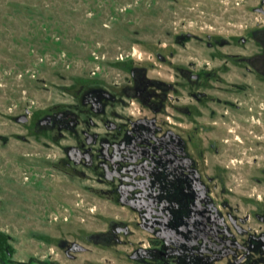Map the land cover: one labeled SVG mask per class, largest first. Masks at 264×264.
<instances>
[{
    "label": "rangeland",
    "instance_id": "1",
    "mask_svg": "<svg viewBox=\"0 0 264 264\" xmlns=\"http://www.w3.org/2000/svg\"><path fill=\"white\" fill-rule=\"evenodd\" d=\"M262 53L264 0H0V133L23 131L10 119L12 102L45 112L58 104L89 119L83 95L91 88L119 95L106 116L124 129L144 118L184 135L200 121L210 147L202 178L239 244L223 260L264 264V76L248 70L264 69ZM133 71L152 79L154 105L135 97ZM15 144L0 141V264H139L131 255L150 247L153 234L123 201L118 180L50 170L43 192H27L11 186L9 170L18 167L5 158ZM119 222L131 229L122 244L90 239ZM62 240L88 251L71 259Z\"/></svg>",
    "mask_w": 264,
    "mask_h": 264
},
{
    "label": "flooded vegetation",
    "instance_id": "2",
    "mask_svg": "<svg viewBox=\"0 0 264 264\" xmlns=\"http://www.w3.org/2000/svg\"><path fill=\"white\" fill-rule=\"evenodd\" d=\"M261 56L264 57V53ZM250 63L255 65L252 61ZM248 70L264 76V69L253 66ZM210 73L208 71L204 76ZM191 75V80L201 78V73ZM133 77L135 97L145 105H154L158 95L150 89L154 88L152 79L146 74L137 76L134 71ZM199 93L202 92L192 93L197 101L201 99ZM117 102L119 95L112 91L89 89L83 95V103L94 115L89 119L81 118L70 109L62 110L58 104L45 112L44 108L12 102L8 107L10 119L23 126V131L14 132L10 137L0 133V141L8 144L11 139L16 143L5 158L11 166L18 167L9 170L11 186L17 185L27 192L31 188L32 193H41L47 183L46 171H65L70 177H77L87 176V169L96 175L99 183L118 180L123 201L138 212L140 225L153 234L150 247L137 248L131 255L139 264H233L234 261H224L223 258L231 255L239 244L230 239L233 236L231 227L210 196V188L200 171V162L210 148L202 136L204 124L199 121L193 129L188 125L184 135H180L173 130L163 133L157 128L156 121L140 118L124 129L123 124L106 116L109 106ZM183 112L188 117L193 114L189 105L183 106ZM246 122L249 125V118ZM208 124L211 129L219 125L216 120ZM100 126L104 130H99ZM247 134L249 138V132ZM210 143L215 146V142ZM214 149L216 153L220 152L218 146ZM163 169L169 181L164 198L159 194L157 180L159 170ZM221 204L228 206L226 202ZM206 215L212 219V227L208 229ZM207 231L214 238L207 240ZM130 233L129 224L119 222L114 223L109 231L92 235L90 239L98 245L122 244L121 236ZM189 234L193 238L188 237ZM60 246L71 259H76V252L88 251L86 247L76 250L78 245L66 240H62ZM244 247L249 250L253 245L248 243ZM244 261L242 258L236 264ZM50 264L59 263L52 261Z\"/></svg>",
    "mask_w": 264,
    "mask_h": 264
},
{
    "label": "trees",
    "instance_id": "3",
    "mask_svg": "<svg viewBox=\"0 0 264 264\" xmlns=\"http://www.w3.org/2000/svg\"><path fill=\"white\" fill-rule=\"evenodd\" d=\"M157 180H158V183H159V190H160V195H161V197H166L167 196V193H168V190H169V188H168V184H169V181H168V178H167V173H166V171L163 169V170H159V172H158V174H157ZM175 188H176V185H175ZM176 191L178 192L179 191V188H176ZM182 204H183V202H181L180 203V206H182ZM180 215H181V213H180ZM184 225V224H183ZM212 219H211V217H209L208 215H206V228L208 229V228H211L212 226ZM185 234V233H184ZM183 234V235H184ZM188 237H190V238H193V235H187ZM196 238H197V235L195 236ZM205 238L208 240V239H212V238H214V235L211 233V232H206L205 233ZM261 238H263V237H261ZM212 242V241H211ZM207 244H209L210 242L209 241H207L206 242ZM253 245H255V243L254 242H251ZM251 244V245H252Z\"/></svg>",
    "mask_w": 264,
    "mask_h": 264
},
{
    "label": "water",
    "instance_id": "4",
    "mask_svg": "<svg viewBox=\"0 0 264 264\" xmlns=\"http://www.w3.org/2000/svg\"><path fill=\"white\" fill-rule=\"evenodd\" d=\"M74 245H78V247L76 248V250H82L84 249L85 247L79 243H74Z\"/></svg>",
    "mask_w": 264,
    "mask_h": 264
}]
</instances>
